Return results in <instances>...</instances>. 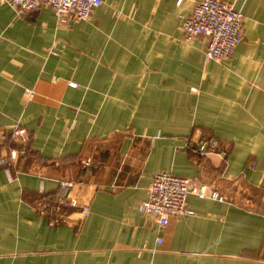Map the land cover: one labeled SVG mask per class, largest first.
I'll list each match as a JSON object with an SVG mask.
<instances>
[{"label": "crops", "instance_id": "obj_1", "mask_svg": "<svg viewBox=\"0 0 264 264\" xmlns=\"http://www.w3.org/2000/svg\"><path fill=\"white\" fill-rule=\"evenodd\" d=\"M199 1L103 0L63 26L0 1V156L30 133L18 172L0 168V264H264V0H230L245 37L223 62L185 37ZM207 137L226 153L201 159ZM164 171L228 199L189 195L195 213L160 230L141 205ZM63 181L90 206L81 223L36 208Z\"/></svg>", "mask_w": 264, "mask_h": 264}, {"label": "built area", "instance_id": "obj_2", "mask_svg": "<svg viewBox=\"0 0 264 264\" xmlns=\"http://www.w3.org/2000/svg\"><path fill=\"white\" fill-rule=\"evenodd\" d=\"M0 1L10 3L18 14L36 11L42 5L49 6L57 16L59 26L67 24L70 19L75 21L89 19L95 9L103 3V0ZM181 2L182 0H179V3ZM183 30L187 40H193L197 36L207 38L206 61L223 62L233 56L237 46L244 40V15L236 8L234 1L202 0L193 7L190 17L183 24ZM33 95L34 91H27L28 98ZM2 140L5 145H8L6 136H3ZM11 140L15 146H9L11 149L9 153L0 156V168H6L12 178L13 172H18L17 161L30 154L28 148L30 133L26 128L16 126L12 129ZM190 146L188 145L189 148ZM227 150L228 148L215 137L204 138L193 148L201 159H209L213 154H223ZM62 184L64 192H58L52 201L42 199L37 203L36 208L52 224L81 223L89 216L90 206L87 203H80L73 196L72 190L76 186L75 182L63 181ZM39 193L43 194L42 191ZM148 193L149 197L141 205V210L156 217L160 230L168 226L171 216H191L195 213L189 206V195L221 202L228 199L199 178L181 177L168 171L161 172L153 178ZM75 214L78 215L77 218ZM159 241L162 242V239Z\"/></svg>", "mask_w": 264, "mask_h": 264}, {"label": "trees", "instance_id": "obj_3", "mask_svg": "<svg viewBox=\"0 0 264 264\" xmlns=\"http://www.w3.org/2000/svg\"><path fill=\"white\" fill-rule=\"evenodd\" d=\"M94 166H95V165H92L91 167H89V168H90V170H92V169H95V168H94ZM56 195H57V194H56ZM56 195H55V196H56ZM55 196H54V198H55ZM43 197H45V195H44V196H42V198H41V199H45V200H47V198H43ZM54 198H53V199H54ZM53 199H51V200H53ZM49 201H50V200H49Z\"/></svg>", "mask_w": 264, "mask_h": 264}]
</instances>
